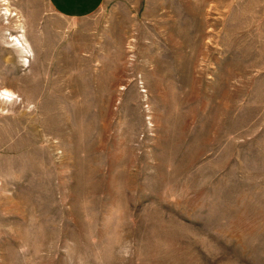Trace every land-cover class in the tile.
Masks as SVG:
<instances>
[{
	"label": "rangeland",
	"instance_id": "obj_1",
	"mask_svg": "<svg viewBox=\"0 0 264 264\" xmlns=\"http://www.w3.org/2000/svg\"><path fill=\"white\" fill-rule=\"evenodd\" d=\"M0 264H264V0H0Z\"/></svg>",
	"mask_w": 264,
	"mask_h": 264
},
{
	"label": "crops",
	"instance_id": "obj_2",
	"mask_svg": "<svg viewBox=\"0 0 264 264\" xmlns=\"http://www.w3.org/2000/svg\"><path fill=\"white\" fill-rule=\"evenodd\" d=\"M55 12L70 18L89 16L99 10L105 0H50Z\"/></svg>",
	"mask_w": 264,
	"mask_h": 264
},
{
	"label": "bare ground",
	"instance_id": "obj_3",
	"mask_svg": "<svg viewBox=\"0 0 264 264\" xmlns=\"http://www.w3.org/2000/svg\"><path fill=\"white\" fill-rule=\"evenodd\" d=\"M19 40V39H18ZM17 40V41H18ZM19 42V44H20V46H22V48L24 49V50H26V51H28L29 52V50H28V48H29V45H28V43H27V41L26 42H23V41H18Z\"/></svg>",
	"mask_w": 264,
	"mask_h": 264
}]
</instances>
